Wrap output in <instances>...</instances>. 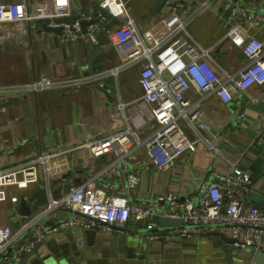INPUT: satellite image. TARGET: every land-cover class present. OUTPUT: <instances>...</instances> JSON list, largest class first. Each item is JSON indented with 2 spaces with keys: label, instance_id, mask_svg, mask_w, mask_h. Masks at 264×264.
Instances as JSON below:
<instances>
[{
  "label": "built area",
  "instance_id": "1",
  "mask_svg": "<svg viewBox=\"0 0 264 264\" xmlns=\"http://www.w3.org/2000/svg\"><path fill=\"white\" fill-rule=\"evenodd\" d=\"M189 1L166 0L157 27L153 22L150 26L140 22L131 13L127 0H99V11L90 9L81 15L83 19H96L87 32L95 44L100 43V31L106 27L102 22L104 13L118 19L119 24L110 30L112 44L123 56L121 68L139 66L143 92L130 103L134 111L126 126L102 129L101 134L87 137L75 145L93 157L114 154L115 159L104 164L97 175L81 183L70 180L65 185L59 181L56 183L57 194L50 185V173L53 160L61 156L63 150L33 152L0 164V213L6 217L13 213L11 218L18 222L17 228H13L12 221L4 222L0 218V264H18L23 253L43 237L67 228L89 229L130 219L143 221L150 238L170 240L206 230H221L228 233L231 245L236 249H249L254 253L264 250V211L249 197L252 175L237 163L229 170H210L211 180H197L196 192L185 196L168 190L140 201L133 195L120 198L109 193L112 185L99 179L111 171L117 173L118 180H123L125 189L130 192L131 188L136 189L144 182L148 171L174 170L177 158L194 153L199 141H204L213 152L222 153L210 137L202 134V131L211 134L210 125L203 118L207 99L215 94L228 103L237 90L246 91L253 84L264 83V42L250 31L264 25V0L252 8L240 0H223V16L228 29L212 46L201 45L188 29L192 20L211 2L203 0L190 4ZM69 14L70 11L59 5L53 12L44 14L29 10L25 0L0 3V22ZM62 25L64 42H75L85 36L79 21ZM142 28L154 32L155 39H147ZM227 37L246 58L235 72L218 66L213 58V51ZM52 80L42 74L39 79L24 85L2 86L0 99L24 96L26 90L36 91L61 84L72 86L80 82ZM191 93L195 96H190ZM260 120L258 144L263 140L264 114ZM146 128L150 131L145 135ZM189 129L197 133L195 138L187 133ZM136 165L139 168H133ZM42 173L47 183L48 200L24 218L16 207L20 197L28 198V194L18 196L12 188L25 190L37 184ZM9 201L13 205L11 213L7 211V205L4 206ZM60 210L68 215L47 227L39 223ZM159 217L182 220L183 223L162 231ZM19 236L23 237L22 244L16 242Z\"/></svg>",
  "mask_w": 264,
  "mask_h": 264
},
{
  "label": "crops",
  "instance_id": "2",
  "mask_svg": "<svg viewBox=\"0 0 264 264\" xmlns=\"http://www.w3.org/2000/svg\"><path fill=\"white\" fill-rule=\"evenodd\" d=\"M13 1L21 0H0V3ZM201 1L190 0L189 3ZM208 1L211 5L200 12L188 28L203 46H212L228 29L223 16V0ZM240 1L252 8L262 0ZM161 2L127 0V6L140 22L149 26L153 22L157 27L164 4L155 16L152 13ZM25 3L32 12L44 14L53 12L58 5L70 11L69 16L83 15L90 9L99 11V0H25ZM102 22L106 27L100 31V43L96 44L95 52L88 49L85 36L75 42H64L61 34L40 31L32 20L0 22V87L24 85L39 79L42 74L57 83L68 79L80 81L72 86L61 84L36 91L26 90L24 96H18V103L0 111V164L33 152L63 150L62 155L53 160L50 173V185L57 194V182L63 181L66 185L75 180L81 183L97 175L104 164L115 159L112 153L93 157L75 145L87 137L101 134L102 129L126 126L134 111L130 103L143 92L139 66L121 68L123 56L112 44L110 30L119 24L118 19L105 12ZM250 31L264 42V25ZM141 32L147 39H155L154 32L144 28ZM213 58L218 66L232 72L240 69L246 60L229 37L216 47ZM263 114L264 83L253 84L246 91L237 90L228 103L212 94L207 99L203 116L210 125L211 134L205 131L202 134L210 137L222 153L213 152L204 141H199L194 153L177 158L174 170L162 173L150 170L144 182L136 189L131 188L130 192L125 189L124 181L118 180L117 173L111 171L99 179L112 185L109 193L120 198L133 195L140 201L168 190L185 196L196 192L197 180H211L210 170H229L237 163L252 175L249 197L264 211V134L262 143L256 142ZM149 131L146 128L143 133L146 135ZM187 133L194 138L197 136L190 129ZM41 186H47L43 173L37 184L25 190L12 188V191L18 196L24 193L30 196L32 189ZM7 207L11 208L9 204ZM18 207L19 204L16 210L20 212ZM12 215L6 217L0 213V218L4 222L12 221L10 224L17 228L18 222L11 218ZM53 219V216L41 219L39 223L44 226ZM120 224L123 226L115 232L112 226H96L71 228L43 237L46 240L39 247L38 256L32 254L28 264H227L224 252L209 238L214 237L225 245L223 236L214 233L216 230L169 240L150 238L141 220L130 219ZM160 229L165 231L166 227ZM83 230L86 232L82 233ZM224 234L231 238L226 231ZM22 240L19 236L16 242L22 244ZM252 254L254 252L249 249H234L232 263L264 264V261L255 263Z\"/></svg>",
  "mask_w": 264,
  "mask_h": 264
},
{
  "label": "water",
  "instance_id": "3",
  "mask_svg": "<svg viewBox=\"0 0 264 264\" xmlns=\"http://www.w3.org/2000/svg\"><path fill=\"white\" fill-rule=\"evenodd\" d=\"M164 1L165 0H162V2L153 11V13H152L153 16H155L157 14L159 9L164 4L163 3ZM76 21H79V23L82 27V31L85 34V39L87 40V43H88V49L92 50V52H95L97 50V46L91 40V38L89 37L87 32H88V26L91 23H94L96 21V19L87 20V19L81 18V15H75V16H69L68 15V16H57V17L55 16V17H51V18L40 17V18H35L32 20L34 25H37L40 27V31L57 32L61 35L63 33L62 32L63 31V25L58 24V23H64V22L75 23ZM51 23H55V24H57V26H52ZM99 49H101V48H99ZM19 101H20V98L18 96L0 99V111H1V109L5 108L6 106H8L10 104L18 103ZM63 177H66V175ZM31 192L32 193L30 194V196H28V198H24L22 196L19 199V210H20V213L22 214V216L24 218H27L31 214L32 210L36 209L40 203H44L48 200V189L46 186H41L37 189L34 188L31 190ZM34 201H35V203L32 204V202H34ZM66 215H68V213L66 211L60 210L55 215H53V217H54L53 221L49 222L48 224L51 225V223L53 224L54 222H56L60 219H63ZM158 222L161 226H164L166 228H171V227H174L178 223H183L182 220L165 218V217H159ZM48 224L44 225V227L49 226ZM109 226H112L114 229V232H115L118 228H121L123 225L120 223H115V224H110ZM69 229H71V228H67V229H65V231L69 230ZM85 232L86 231L83 230L82 233H85ZM214 233H219L223 236L225 245L220 244L219 241H217L214 237L210 236L209 238L213 240V244H214V246H216V248H220L224 252L227 264H233L232 258L234 255V249H236V248L231 245L232 239L227 237L224 234V232H222L221 230H216ZM45 240H46L45 238H42V240H40L29 251H27L26 254L23 256L22 260L18 264H28V259L32 254H35L38 256V249L41 246V244H43L45 242ZM252 256L255 260L254 261L255 263L259 262V261H264V250L258 251L256 253L252 254Z\"/></svg>",
  "mask_w": 264,
  "mask_h": 264
},
{
  "label": "rangeland",
  "instance_id": "4",
  "mask_svg": "<svg viewBox=\"0 0 264 264\" xmlns=\"http://www.w3.org/2000/svg\"><path fill=\"white\" fill-rule=\"evenodd\" d=\"M14 190L17 192V190H16V189H14ZM8 204H9V206H10V207H11V206H13V205H12V203H11L10 201H9V203H8ZM8 204H7V206H8ZM7 211H9V212L11 213V211H10V208H9V207H7Z\"/></svg>",
  "mask_w": 264,
  "mask_h": 264
},
{
  "label": "flooded vegetation",
  "instance_id": "5",
  "mask_svg": "<svg viewBox=\"0 0 264 264\" xmlns=\"http://www.w3.org/2000/svg\"><path fill=\"white\" fill-rule=\"evenodd\" d=\"M20 262V261H19Z\"/></svg>",
  "mask_w": 264,
  "mask_h": 264
}]
</instances>
